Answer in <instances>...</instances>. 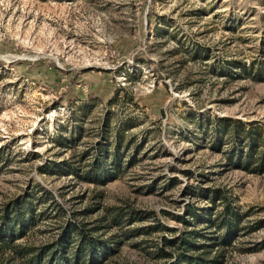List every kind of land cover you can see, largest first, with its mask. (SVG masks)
I'll return each instance as SVG.
<instances>
[{
    "label": "rangeland",
    "instance_id": "rangeland-1",
    "mask_svg": "<svg viewBox=\"0 0 264 264\" xmlns=\"http://www.w3.org/2000/svg\"><path fill=\"white\" fill-rule=\"evenodd\" d=\"M222 117L264 129V0H0V229L20 219L25 233L13 245L72 224L97 264H171L172 240L221 235L232 212V243L214 252L264 264V171L230 164ZM0 262L23 261L6 248Z\"/></svg>",
    "mask_w": 264,
    "mask_h": 264
},
{
    "label": "trees",
    "instance_id": "trees-1",
    "mask_svg": "<svg viewBox=\"0 0 264 264\" xmlns=\"http://www.w3.org/2000/svg\"><path fill=\"white\" fill-rule=\"evenodd\" d=\"M256 124L255 122L247 124L239 119L233 120L224 117L217 120L215 130L218 135L215 141L216 143L220 142L222 146L224 137L229 134L228 142L229 140L231 141L227 144L229 149H227L225 155L234 168L248 167L259 172L264 171V148L257 152L264 144V129ZM220 149L218 148V151ZM242 161H245V163H242ZM113 163L114 167L118 168L116 155L114 156ZM103 175V173H99L95 178L96 181L100 177H105ZM114 177H109V180L114 179ZM101 180L103 181V179ZM130 212L131 210L127 211V214ZM123 213L121 211L111 213L112 222L118 224L121 220H124L122 217ZM219 221L223 222V226L225 225L223 234L217 235L214 232L203 234L201 237L205 240L204 242H197L199 240L196 235L200 234V232L196 231L185 235L187 237L181 235L172 240V245L177 248L178 252L175 254L176 260L171 264H223L224 252L222 250L214 252V248L231 245L236 229L237 216L235 213L230 212L229 216L220 218ZM3 222V226H7L8 228L0 229V250L13 248L14 253L23 261L22 264L98 263V259L95 256L97 253L95 242L90 239L82 228L76 229L70 224L62 232V238H59L55 242L23 248L18 244L13 245L14 241L25 235L20 224V219L16 221L15 226H13L14 228L9 226V218L4 219ZM71 231H74L73 234ZM73 241L77 243L76 247L71 254H68L70 246L74 244ZM160 251L162 254H168L164 250ZM169 254L171 255L172 253Z\"/></svg>",
    "mask_w": 264,
    "mask_h": 264
}]
</instances>
